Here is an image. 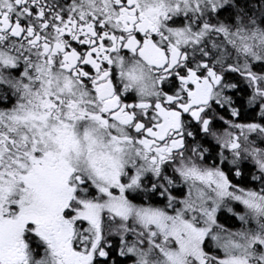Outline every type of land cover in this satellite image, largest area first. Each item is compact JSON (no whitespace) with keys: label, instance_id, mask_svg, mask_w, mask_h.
Masks as SVG:
<instances>
[{"label":"snow or ice","instance_id":"snow-or-ice-1","mask_svg":"<svg viewBox=\"0 0 264 264\" xmlns=\"http://www.w3.org/2000/svg\"><path fill=\"white\" fill-rule=\"evenodd\" d=\"M0 264H264V0H0Z\"/></svg>","mask_w":264,"mask_h":264}]
</instances>
